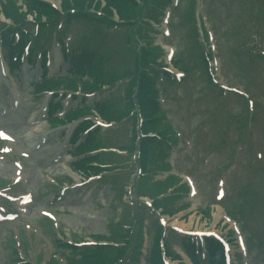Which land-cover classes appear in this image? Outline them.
Segmentation results:
<instances>
[{
    "label": "rangeland",
    "instance_id": "rangeland-1",
    "mask_svg": "<svg viewBox=\"0 0 264 264\" xmlns=\"http://www.w3.org/2000/svg\"><path fill=\"white\" fill-rule=\"evenodd\" d=\"M40 1L51 3L60 9L66 2L74 6L82 3L80 0L77 3L75 0ZM193 2L194 5L192 0H181L177 7L172 8L171 22L166 28L160 16L165 6H172L171 0H145L142 3L141 18H147L149 25L143 21L141 24L154 30V33H148V40L153 45L162 46L156 60L163 66L158 70L163 78L160 76L157 82L165 118L160 122L155 120V124L158 125L155 132L162 131L163 134L167 131L164 128L165 124H171V130L175 133L171 138L176 140L170 155L173 164L171 172L178 173L181 182L185 181L184 175L188 179L191 178L196 194L190 198L191 194L188 195L189 190L186 189L180 194L173 193V185L178 182V178H173L171 187L163 190V185H156L168 174L162 171L151 175L148 180L138 182L135 153L129 155L118 153L115 156L108 153L104 154L105 160L115 163L110 165L111 171L104 172L103 176L87 179L86 184L78 192L75 189L69 190L66 197L54 206L60 226L58 228L50 226L46 219L40 222L41 213L38 207L49 208L51 206L49 195L57 192L59 185L66 187L76 183L86 171H80V167L74 169L75 158L69 154L73 151L72 146L69 145L65 151L63 144L67 137H57L62 130H51L49 142L45 145L49 147V151L37 150L31 145L36 141L35 134L45 129L47 124L42 121L36 126L28 127L26 119L31 114L36 115L47 97L37 98L38 94L33 90V83L39 79L41 72L39 63H35L33 67L25 65L23 71L16 77L0 76V101L10 102L15 96L20 102L17 110L9 109L4 117L8 128L16 135L17 142L7 143L0 139L2 141L0 149L3 146L0 151H3V148L8 149L7 144L12 149L5 154L0 152V162L3 165V169L0 170V185L10 187V192L17 194L33 192L38 197L28 219L14 225L0 224V264L9 263V252L12 250L15 235L13 228L16 226L18 231L24 229L21 237L29 242L28 250L21 254L24 259L29 258L37 264H59L54 254L62 258L73 254L65 248L57 252L55 247L57 237L62 239L64 236L68 241L71 239L91 241L95 239L93 235L107 237L114 229V235L110 238L118 241L120 236L127 234L124 233V225L116 224L117 221L123 219L128 223L137 216L138 205L144 209L143 204L153 205V201L167 205L168 211L173 210L162 216L167 224L178 225L188 230H215L233 240L231 247L243 251L240 240L234 242L239 232L235 231L233 223L222 217V208L215 201L220 195H224L220 204L238 220L241 233L246 239L247 264H264V0H193ZM106 4L102 0H85L83 9L101 16L99 18L107 25L95 26L87 20H73L67 30V33H72L69 35L74 37L71 46L86 43L99 45L102 51L110 52L111 61L108 67L119 70L125 64L130 68L135 67L134 52L129 55L121 54L120 47L127 46V35L132 40L128 46L137 47L135 43H140L137 35L141 31L134 30L141 24L137 20H130L129 24L120 22L113 9L108 8ZM138 6L140 7L139 4ZM202 19L204 24H197V21ZM196 27H203L202 35L205 33V41L213 49L210 69L217 82H213L205 71L200 47L203 45V37L196 35ZM163 28L170 32L167 38H163ZM102 37L103 43L97 44ZM166 44L176 47L172 60L174 66L179 70H185V75H180L179 79L170 72V77L176 81L165 79L163 76L166 67L164 64H168L164 49ZM50 48L56 57L50 69L54 72L65 71L66 64L60 66L62 68L58 71L61 55L54 46ZM167 67L172 69L169 64ZM174 71L178 73L177 70ZM222 83L248 92L255 101L256 110L253 101H250L248 106L247 95L226 89L221 86ZM123 85L106 90L101 96L89 97V102L93 101V98L95 100L104 97L122 104L126 99ZM75 103L76 101L72 99L69 107ZM139 114L137 124L141 132L138 131V134L143 136L141 134L145 130L146 121L153 120L154 114H145L143 111ZM131 126L132 119L129 118L119 125L101 128L102 143L110 146L127 143ZM57 150L62 153L59 159L55 156ZM22 151H30V157L24 159ZM169 151L170 147L168 153ZM1 155H4V158H1L3 157ZM158 157L159 155L155 154L151 156L152 160ZM12 159L26 162L29 170L26 172V178L24 176L20 181L17 179L13 172ZM54 166L57 169L53 171L50 167ZM31 169L33 171H30ZM22 176L20 174V177ZM55 178L58 185L54 181ZM142 190L147 192L148 198L134 199L135 192ZM161 193H167L168 198L159 196ZM152 196L153 200L149 198ZM131 199L134 205H129ZM145 215L148 229L146 235L149 236L145 237L150 242L154 228L151 222L154 219L148 210H144L142 216ZM27 222L31 227L25 230ZM20 240L21 246L18 248L22 250L26 244L21 238ZM168 244L172 249L180 250L181 237L170 234ZM129 246L130 243L125 248ZM144 255L140 256L141 260L144 259ZM238 257L239 264H243V257L239 255ZM60 260L61 264H65L64 260ZM206 261L202 264H211ZM174 263L191 264L187 259L176 260Z\"/></svg>",
    "mask_w": 264,
    "mask_h": 264
},
{
    "label": "trees",
    "instance_id": "trees-1",
    "mask_svg": "<svg viewBox=\"0 0 264 264\" xmlns=\"http://www.w3.org/2000/svg\"><path fill=\"white\" fill-rule=\"evenodd\" d=\"M23 3L18 5V0H6V3L2 5V12L7 18H10L13 23H23L26 20V14H35L36 17L40 20L45 17L48 20L56 19L60 16V12L50 5L47 2H43L40 0H22ZM82 3L79 5H71L66 4L63 5V10L69 16H80V17H89L90 19H95V15L83 9V3L85 0H80ZM140 0H105L107 3L106 6L113 11H115L121 19L126 21L136 20L139 16L140 7L138 6ZM77 3L78 0H75ZM24 9V10H22ZM71 10H74L75 13H70ZM111 12V11H110ZM52 22V21H50ZM148 50L145 47L139 51L137 55V61L135 62V67L131 70L129 68H124L122 71L119 72H109L104 73L101 69H95L94 67L91 69L90 77L92 78V82L86 81L83 82L82 87L86 91H91L95 88H99L104 84H110L115 80L128 78L130 81L127 89V99H128V108H132L133 103V90L135 87H138L137 96L139 98V103L141 106L142 111L145 114H154L156 112L157 102L154 100L153 96L156 95L155 89L151 88V84L149 83L150 77L147 71V63L150 61H154L153 57H149ZM144 63V65L142 64ZM85 64L82 65V69L84 70ZM86 65L90 66V62L87 61ZM47 85L50 87L62 85L67 86L69 88H77L78 83L75 81V78L68 79V78H60L57 80H51L47 82ZM98 111L102 115L103 118L107 120H120L125 116L124 112L126 109H122L121 111H116L112 107H107L100 105L97 106ZM154 118H156L154 116ZM145 129L148 131H152L155 129L156 125L154 123V119H150L146 121ZM150 138L144 136L142 139V147H141V157L140 161L142 166L144 167V180H148L149 178V169H150V161L148 160V152H150V147L152 145ZM132 143L130 144V146ZM99 143H92V141L87 142L82 148L83 150H92L97 148ZM81 148V149H82ZM97 159L96 157H94ZM83 163V162H82ZM85 166V165H84ZM95 170L96 168L92 165H86V170ZM164 206V205H160ZM166 209V207H165ZM122 239V238H120ZM124 240V239H123ZM113 246H106V245H98L94 249H87L81 252V257L78 259H70L68 260V264H115V260L117 256H120L122 253V249H118L114 251ZM117 255V256H116ZM154 258H158V249L155 248L154 251ZM158 264L161 263V260L158 259Z\"/></svg>",
    "mask_w": 264,
    "mask_h": 264
},
{
    "label": "snow or ice",
    "instance_id": "snow-or-ice-1",
    "mask_svg": "<svg viewBox=\"0 0 264 264\" xmlns=\"http://www.w3.org/2000/svg\"><path fill=\"white\" fill-rule=\"evenodd\" d=\"M0 136H5V134H4V133H2V132H0ZM5 138H8V139H10V137H5ZM5 151H8V149H5Z\"/></svg>",
    "mask_w": 264,
    "mask_h": 264
},
{
    "label": "bare ground",
    "instance_id": "bare-ground-1",
    "mask_svg": "<svg viewBox=\"0 0 264 264\" xmlns=\"http://www.w3.org/2000/svg\"><path fill=\"white\" fill-rule=\"evenodd\" d=\"M53 169V171L55 170V169H57V167L56 166H54V167H50V169ZM219 210H220V208H219Z\"/></svg>",
    "mask_w": 264,
    "mask_h": 264
}]
</instances>
